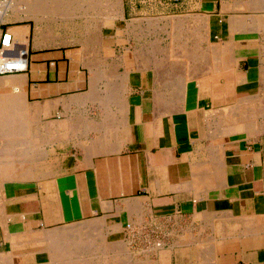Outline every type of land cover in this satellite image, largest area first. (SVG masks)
Segmentation results:
<instances>
[{
  "label": "crops",
  "instance_id": "0c3cea01",
  "mask_svg": "<svg viewBox=\"0 0 264 264\" xmlns=\"http://www.w3.org/2000/svg\"><path fill=\"white\" fill-rule=\"evenodd\" d=\"M65 1L2 22L0 264H264V0Z\"/></svg>",
  "mask_w": 264,
  "mask_h": 264
},
{
  "label": "rangeland",
  "instance_id": "374dc122",
  "mask_svg": "<svg viewBox=\"0 0 264 264\" xmlns=\"http://www.w3.org/2000/svg\"><path fill=\"white\" fill-rule=\"evenodd\" d=\"M21 0H16V2H15V0H3V1H1L0 2V9L2 8V12H3V16L0 18V21L1 22H3L4 21V17L9 13V11H11L12 12V14H16V13H14L12 10L13 9H11V6H15L18 2H20ZM29 2V3H31V4H38V3H40V4H46V5H50V7H49V9L47 8V9H45V11L43 10V9H41V11H40V9L38 8L34 13H32L31 15H28V14H23L24 15V18L26 19V16L28 17V19H31L30 17H35V18H39V16H42V18H43V16H44V18L46 17V14H42L41 12H47V13H49V14H52L53 13V11L54 12H57V11H59L58 9H56V8H52L51 6L52 5H54V4H58L59 3V1H56V0H52V1H49V0H32V2H31V0H22V2ZM14 3V4H13ZM16 3V4H15ZM10 4H11V6H10ZM8 6V7H7ZM12 7V8H13ZM5 8V9H4ZM51 10H53V11H51ZM39 14V15H38ZM48 14V15H49ZM33 15V16H32ZM17 16V19L19 20H21L22 18H20V17H18V14L16 15ZM38 16V17H37ZM27 19V20H28ZM39 19H41V18H39ZM65 18H63V19H60V21H62V20H64ZM38 20V19H37ZM39 22V21H38ZM49 22H47V23H45L44 25H45V31H47L48 30V28L51 26V24L52 23H49ZM54 23H57V22H54ZM9 30H10V28H9ZM16 47H15V43H14V49H15ZM1 78H5V77H1ZM263 98V99H262ZM253 100V101H252ZM249 101V102H248ZM263 101V102H262ZM257 102V103H256ZM251 103H253V104H250ZM252 105H253V107H252ZM257 105V106H256ZM260 105V106H259ZM256 106V107H255ZM262 106H263V108H264V95L262 96V97H255V98H252V99H250V100H246V107H245V109H239V108H234V110H237V112L236 111H234L233 109L231 110V113H232V115H233V117H235L236 119H239V121H240V124L242 123H244V125H237V128L238 129H236V130H245V131H247L248 133H258V132H264V109L262 108ZM261 107V108H260ZM253 108V109H252ZM260 108V109H259ZM248 109H250V110H252L251 111V115H253L254 114V116H252V118L251 119H253V120H255V121H253V120H251V119H249V117H250V113H248V117H246L247 119H246V121H244V120H241V114L242 113H245L244 111L246 110V111H248ZM257 109V110H256ZM240 110V111H239ZM255 110V111H254ZM258 111V112H257ZM260 111V112H259ZM252 112H253V114H252ZM234 113V114H233ZM258 113H260V114H258ZM257 116V117H256ZM260 116V117H259ZM256 118H257V120H256ZM260 120H262V122L260 121ZM252 121V122H251ZM245 122H247V124L249 125H247ZM255 124H254V123ZM258 122V123H257ZM261 124H260V123ZM256 125V126H255ZM260 125V126H259ZM259 126V127H258ZM245 127V128H244ZM257 128V129H256ZM260 128V129H259ZM95 225V224H94ZM96 226V225H95ZM94 226V227H95ZM97 229V228H96ZM74 233H75V237H72L73 239H76L77 241H83L86 237H82V236H80L79 234H81V233H79V230L77 229L76 231H74ZM74 235V234H73ZM94 239H97V238H94ZM100 239H103V238H100ZM99 239V240H100ZM108 248V249H107ZM157 248H159V247H157V245L154 247V249H157ZM107 249V250H106ZM117 249L119 250V252H124V253H126L127 252V248H126V246H124V245H122V244H118V246H117ZM110 250V248L107 246V245H105L104 244V246L102 247V251H104L105 253L107 252V251H109Z\"/></svg>",
  "mask_w": 264,
  "mask_h": 264
},
{
  "label": "bare ground",
  "instance_id": "6f19581e",
  "mask_svg": "<svg viewBox=\"0 0 264 264\" xmlns=\"http://www.w3.org/2000/svg\"><path fill=\"white\" fill-rule=\"evenodd\" d=\"M19 1V0H18ZM24 1V0H23ZM49 1H52V0H49ZM56 1H61L60 2V4L61 5H63L64 4V1L63 0H56ZM70 1H72V0H70ZM70 1H68V3H70ZM15 2H16V0H15ZM31 2H32V0H31ZM63 2V3H62ZM65 2H67V1H65ZM73 3V2H72ZM93 3V2H92ZM14 4V3H13ZM16 4V3H15ZM10 6H11V4H10ZM72 6V5H71ZM8 7V6H7ZM13 6H11V9H13L12 11L14 12V13H16V14H18V13H23V14H28V15H31L32 13H34L38 8L40 9V11H41V9H43L44 11H45V9H49V7H50V5H46V4H40V3H36V4H31V3H29V2H22V0L20 1V2H18L13 8H12ZM58 7V6H57ZM61 7V6H60ZM59 7V8H60ZM53 8V7H52ZM58 8V9H59ZM68 8V7H67ZM76 8V7H75ZM5 9V8H4ZM73 10H74V8H72ZM79 9V8H78ZM77 9V10H78ZM67 10V9H66ZM71 10V9H70ZM90 10V9H89ZM51 11H53V10H51ZM68 11H69V9H68ZM85 11V10H84ZM42 14H46V17L44 18V16H43V18H41V19H39V18H35V17H33L34 18V20L36 21V23H42L41 25H42V27L44 28V30H41V29H39V32L37 33V35H44L45 34V25L43 24V23H47V22H49V23H54V22H56L57 20H60V19H63L64 18V14L62 13V10H59V11H57V12H54L53 11V13L52 14H49V13H47V12H41ZM65 13V12H64ZM67 13H69V12H67ZM66 13V14H67ZM49 14V15H48ZM70 14V13H69ZM69 14H67V15H69ZM71 14H72V12H71ZM39 15V14H38ZM64 15V16H63ZM66 15V16H67ZM33 16V15H32ZM38 17V16H37ZM40 17H42V16H40ZM26 18H28L27 16H26ZM67 18V17H66ZM69 18V17H68ZM38 19V20H37ZM39 21V22H38ZM48 23V24H49ZM45 36V35H44ZM199 41V40H198ZM202 42V41H201ZM204 43V42H203ZM210 43V42H209ZM207 47V46H206ZM22 49V48H21ZM209 49V48H208ZM224 49V48H223ZM204 50V49H203ZM185 53V52H184ZM204 61V60H203ZM263 63V62H262ZM202 76V75H201ZM200 76V77H201ZM263 78V77H262ZM7 78H5V80H6ZM264 79V78H263ZM4 80V79H3ZM264 81V80H263ZM7 82V81H6ZM172 82V81H171ZM10 84V83H9ZM12 85V84H11ZM16 86V85H15ZM14 86V87H15ZM13 87V88H14ZM18 88V87H17ZM5 89H7V88H5ZM15 89V88H14ZM4 91V90H3ZM12 91V90H11ZM182 91V90H181ZM1 92H2V90H1ZM1 94V93H0ZM210 96H211V94H210ZM2 97V96H1ZM15 97V96H14ZM176 98V97H175ZM263 99V98H262ZM246 100V99H245ZM210 101H211V98H210ZM253 101V100H252ZM249 102V101H248ZM263 102V101H262ZM257 103V102H256ZM211 104V103H210ZM244 104H246V103H244ZM250 104V103H249ZM251 104H253V103H251ZM250 104V105H251ZM254 105V104H253ZM253 105H252V107H253ZM233 106V105H232ZM257 106V105H256ZM255 106V107H256ZM260 106V105H259ZM235 108V107H234ZM261 108V107H260ZM259 108V109H260ZM262 108H263V106H262ZM253 109V108H252ZM264 109V108H263ZM257 110V109H256ZM234 111H236L237 112V110H234ZM240 111V110H239ZM251 111L252 110H250V109H248V111H244L245 113H242L241 114V120H244V121H246V117H248V113H250V117H249V119H251L252 118V116H254V114H253V112H252V114L253 115H251ZM255 111V110H254ZM258 112V111H257ZM260 112V111H259ZM90 113V112H89ZM169 114V113H168ZM232 114V113H231ZM234 114V113H233ZM258 114H260V113H258ZM257 117V116H256ZM260 117V116H259ZM224 118V117H223ZM220 120H221V118H220ZM251 120H253V119H251ZM256 120H257V118H256ZM253 121H255V120H253ZM258 121V120H257ZM261 122H262V120H260ZM204 122V121H203ZM252 122V121H251ZM256 122V121H255ZM246 124H247V122H245ZM254 123V122H253ZM258 123V122H257ZM260 123V122H259ZM222 124V123H221ZM242 124V123H241ZM241 124H239V125H241ZM255 124V123H254ZM261 124V123H260ZM238 125V126H239ZM242 125H244V123L242 124ZM248 125V124H247ZM245 126V125H244ZM249 126V125H248ZM256 126V125H255ZM260 126V125H259ZM258 126V127H259ZM239 128V127H238ZM237 128V129H238ZM245 128V127H244ZM257 129V128H256ZM260 129V128H259ZM227 131V130H226ZM241 132H243V131H241ZM221 136H223V135H221ZM4 149V148H3ZM31 149V148H30ZM7 153V152H6ZM27 153V152H26ZM23 154V153H22ZM6 157V156H5ZM4 159V158H3ZM28 159V158H27ZM18 160V159H17ZM10 164V163H9ZM12 165V164H11ZM15 166V165H14ZM24 166V165H23ZM12 167H13V165H12ZM11 168V167H10ZM8 169H6V168H4V167H1V164H0V174H1V176L4 178V176L7 174L8 175V171H7ZM20 171V170H19ZM18 171V172H19ZM21 172H22V170H21ZM20 172V173H21ZM14 173V172H13ZM16 176V175H15ZM211 185V184H210ZM139 209V208H138ZM257 221V220H256ZM258 223V222H257ZM260 223V222H259ZM59 238V237H58ZM62 238V237H61ZM59 241V240H58ZM104 246V245H103ZM157 247H159L158 245H157ZM210 247V246H209ZM108 249V248H107ZM106 249V250H107ZM213 249V248H212ZM61 250V249H60ZM243 250V249H242ZM210 251V250H209ZM62 252H64V251H62ZM51 253H52V251H51ZM208 253V252H207ZM55 255V254H54ZM197 255V254H196ZM63 257H64V255H63ZM206 257V256H205ZM208 258V257H207ZM58 259V258H57ZM208 260V259H207ZM52 261V260H51ZM48 262H50V261H48ZM53 262V261H52ZM208 262H210V260H208ZM210 264V263H209Z\"/></svg>",
  "mask_w": 264,
  "mask_h": 264
},
{
  "label": "built area",
  "instance_id": "2783aa9c",
  "mask_svg": "<svg viewBox=\"0 0 264 264\" xmlns=\"http://www.w3.org/2000/svg\"><path fill=\"white\" fill-rule=\"evenodd\" d=\"M2 16L1 8L0 18ZM14 40V35L8 28H2L0 21V77L20 74L28 70V50L14 49Z\"/></svg>",
  "mask_w": 264,
  "mask_h": 264
}]
</instances>
